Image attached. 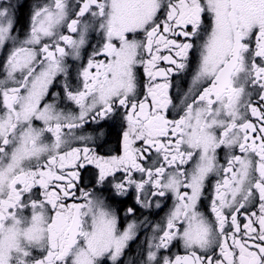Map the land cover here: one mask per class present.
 I'll use <instances>...</instances> for the list:
<instances>
[{"label": "snow or ice", "instance_id": "snow-or-ice-1", "mask_svg": "<svg viewBox=\"0 0 264 264\" xmlns=\"http://www.w3.org/2000/svg\"><path fill=\"white\" fill-rule=\"evenodd\" d=\"M23 7L0 0V264H123L133 189L172 199L139 264H264V0H35L21 34Z\"/></svg>", "mask_w": 264, "mask_h": 264}, {"label": "flooded vegetation", "instance_id": "flooded-vegetation-1", "mask_svg": "<svg viewBox=\"0 0 264 264\" xmlns=\"http://www.w3.org/2000/svg\"><path fill=\"white\" fill-rule=\"evenodd\" d=\"M14 3H20L23 4L24 7L17 12V16L19 17V22L16 24V29L23 34L24 31L27 30L28 27V17L30 13V7L31 5L35 2V0H13ZM66 31V29H65ZM93 37H95V33L92 34ZM182 40L183 38H179ZM98 38L92 39V44L97 43ZM91 47L88 48V54H91ZM161 55H169L167 51L162 50ZM191 57H195L196 53H191ZM2 55H0V59H2ZM147 58V57H146ZM98 59H103V57H98ZM71 62V61H70ZM83 62H87V55L83 56ZM80 62L77 61L76 64L78 65ZM161 67H168V65L164 61L159 62ZM195 66V60L193 59V67ZM73 80L75 79V69H73ZM138 79L141 83V86H143L147 82V77L144 74L143 68L139 67L138 68ZM62 80V78H61ZM175 82L180 86L181 89V95L183 92L187 91L190 82H191V76H185L184 74H181L179 79H176L174 77ZM54 91L60 90L62 91V87L59 85L57 86L56 89H53ZM176 94V89H173V95ZM74 107V105H73ZM255 119V118H252ZM39 123V122H37ZM118 127H113L111 130V133L108 137L110 144L115 145L118 140ZM226 150H218V161L220 164H226V155H225ZM96 170L94 168H89L87 171H82V183L81 187H91L92 184L95 183V175L94 173ZM122 175V174H118ZM137 178L139 177V174H136ZM111 179V178H110ZM214 180L212 181V184H214ZM212 194V188L211 186H207L206 188V193L205 195L207 197H210ZM135 190H132V193L126 197V198H121V197H114L113 198V204L114 207L117 208L118 210V215L120 219V227L121 230H123L124 227L127 226V223L132 222L133 219L137 220L138 223V228H137V238L130 242V246L128 249H126V254L122 258L123 264H129L130 261L135 260L136 264H139V261L142 257L146 256L147 252V241L151 238L152 236V227L149 225H155L157 222L161 221L163 217H165V214L168 212L169 208L172 206V199L171 198H159L161 201V209H157L155 206V198H153V204L151 209H144L140 208L139 205L135 204ZM210 203V200H205L204 201V206L205 208H208V204ZM129 206H134L137 211L135 214V217L133 216H126V209ZM209 214H210V209ZM151 213V214H150ZM240 222H241V228L243 227V224L246 222L245 218L243 215L240 216ZM147 220L148 223H141L143 221ZM172 252L181 254L183 255V249L178 245L174 244L172 247Z\"/></svg>", "mask_w": 264, "mask_h": 264}]
</instances>
